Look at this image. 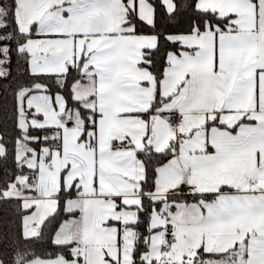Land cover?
<instances>
[{
  "label": "snow or ice",
  "instance_id": "1",
  "mask_svg": "<svg viewBox=\"0 0 264 264\" xmlns=\"http://www.w3.org/2000/svg\"><path fill=\"white\" fill-rule=\"evenodd\" d=\"M0 86V264H264V0H0Z\"/></svg>",
  "mask_w": 264,
  "mask_h": 264
},
{
  "label": "trees",
  "instance_id": "2",
  "mask_svg": "<svg viewBox=\"0 0 264 264\" xmlns=\"http://www.w3.org/2000/svg\"><path fill=\"white\" fill-rule=\"evenodd\" d=\"M4 88L0 86V105L4 103ZM10 100V97H9ZM58 219H63V217H59ZM56 222H53V225L50 227H55ZM7 227L8 229H15L16 227V218L14 215V210L9 207L0 206V231H3Z\"/></svg>",
  "mask_w": 264,
  "mask_h": 264
}]
</instances>
